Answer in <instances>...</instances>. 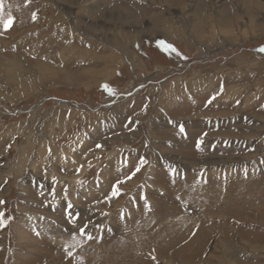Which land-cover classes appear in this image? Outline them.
I'll return each mask as SVG.
<instances>
[{"label":"rangeland","instance_id":"rangeland-1","mask_svg":"<svg viewBox=\"0 0 264 264\" xmlns=\"http://www.w3.org/2000/svg\"><path fill=\"white\" fill-rule=\"evenodd\" d=\"M243 2L2 0L0 264H264V0Z\"/></svg>","mask_w":264,"mask_h":264},{"label":"bare ground","instance_id":"bare-ground-1","mask_svg":"<svg viewBox=\"0 0 264 264\" xmlns=\"http://www.w3.org/2000/svg\"><path fill=\"white\" fill-rule=\"evenodd\" d=\"M66 1H68L69 2V0H66ZM74 2L75 4H78V2H79V0H71V2ZM244 4L247 2V0L245 1V0H241ZM251 2H253V1H251ZM237 3V2H236ZM18 4V3H17ZM204 4V3H203ZM242 4V3H241ZM256 4V3H255ZM61 5V4H60ZM104 8V7H103ZM107 8V7H106ZM105 9V8H104ZM103 9V10H104ZM6 10L7 9H4L3 10V13H2V15H3V17H4V19H5V17H7L8 16V12H6ZM249 10V9H248ZM111 11V10H110ZM250 11V10H249ZM85 12V11H84ZM104 12H106V11H104ZM121 12V11H120ZM129 12H130V10H129ZM202 12V11H201ZM80 13L81 14H83V12L82 11H80ZM111 13V12H110ZM112 14H113V17H114V19H115V16L114 15H118L119 13L118 12H116L115 10L112 12ZM209 14V13H208ZM131 15H133V14H131ZM199 15V14H198ZM211 15V17H212V14H210ZM231 15V14H230ZM76 16V19H78V16L77 15H75ZM81 16V15H80ZM119 16V15H118ZM209 16V15H208ZM228 16H229V14H228ZM100 17H101V15H100ZM109 17V16H108ZM210 17V16H209ZM232 17H234V16H232ZM8 18V17H7ZM6 18V19H7ZM198 18V17H197ZM213 18V17H212ZM74 19V18H73ZM209 19V18H208ZM216 19V18H215ZM12 20H13V18H12ZM117 20V19H116ZM207 20V16H203V17H199L198 19H197V21L195 22V24H194V29H195V31L198 33V32H201L202 31V29H204V27L208 24H206V21ZM218 20V19H217ZM121 21V20H120ZM14 22V21H13ZM117 22V21H116ZM221 22V21H220ZM227 22V19H224L223 21H222V24L221 25H224V23H226ZM15 23V22H14ZM17 24V23H16ZM90 24L91 25H94V23L93 22H90ZM126 25V24H125ZM165 25V24H164ZM225 25H227V24H225ZM17 26H18V24H17ZM230 26V25H229ZM1 27V26H0ZM12 27V26H11ZM261 27H262V25H261ZM169 28V27H168ZM221 28V27H220ZM229 28V27H228ZM18 29V28H17ZM125 29V28H124ZM170 29H171V27H170ZM260 29V28H259ZM263 29V28H262ZM152 30V29H151ZM193 30V29H192ZM264 30V29H263ZM8 31V30H7ZM16 31L17 30H12L11 31V33H15L16 34ZM154 31V30H153ZM173 31V30H172ZM5 32V31H4ZM173 33H174V31H173ZM172 33V34H173ZM5 34H6V32H5ZM169 34V33H168ZM193 34V33H192ZM3 35V34H2ZM11 35H13V34H11ZM165 35V34H164ZM7 37V36H6ZM5 37V38H6ZM1 38V37H0ZM118 40H121L122 39V37H119V38H117ZM33 40V39H32ZM195 40V39H194ZM4 41L5 40H3V39H1L0 40V44H4ZM34 41V40H33ZM32 41V42H33ZM38 41H44V43H42V42H38ZM115 41H116V39H115ZM37 43H39V44H41V47H43L42 48V50H44V51H42L41 50V47L39 48L38 46H39V44H37ZM50 44V45H49ZM61 43H58V42H56V41H53V40H51V41H49V38H45V37H42L41 39L39 38V40H37V42L34 44V47H38V49L40 50V52H41V54H43L44 56H47V55H52V53L54 54V47H56L57 49L55 50V52H58V51H60V52H62V51H65V49H67L68 50V48L69 47H65V48H60L59 47V49H58V45H60ZM67 45L69 44V43H66ZM65 44V45H66ZM6 45V44H5ZM62 46V45H61ZM30 47V46H29ZM49 47V48H48ZM45 48V49H44ZM29 50V49H28ZM31 50V49H30ZM62 50V51H61ZM36 51L38 52V50L36 49ZM73 51V50H72ZM31 53V52H30ZM21 54V53H20ZM37 54V53H36ZM41 54H40V56L39 57H41ZM58 54V53H57ZM69 54V53H68ZM16 55V54H15ZM54 56H55V54H54ZM38 57V56H37ZM48 57V56H47ZM57 57H58V55H57ZM1 58V57H0ZM23 58V57H22ZM56 58V57H55ZM14 59V58H13ZM22 60V59H21ZM20 59H18V58H16L14 61L13 60H11V62H12V64H13V66H14V68L16 69H20L21 67H23L22 65V61H21ZM26 60V59H25ZM9 61V60H8ZM7 61V62H8ZM49 61V60H48ZM11 62H9V64L11 63ZM24 62V61H23ZM42 63H38V65L42 68V67H44L43 65H44V63H43V65H41ZM5 66V65H4ZM29 66V65H28ZM45 66H48V65H45ZM136 67V66H135ZM18 69V70H19ZM145 69V68H144ZM48 71V70H47ZM10 72V71H9ZM13 73V72H12ZM86 73V72H85ZM15 74V73H14ZM43 75V74H42ZM52 75V74H51ZM73 75V74H72ZM69 76V75H68ZM92 77V76H91ZM133 81V80H132ZM218 84V83H217ZM199 92V91H198ZM228 92V91H227ZM181 96H183V97H185V98H188V97H190V95L189 96H186V95H181ZM181 96H177V97H173V96H171V97H168V98H166V99H164L165 100V103L166 102H173L174 100H176L177 98H180ZM229 97H226L225 99H227V101L226 102H228V101H230V102H236V100H237V98H236V96H231L230 97V95H228ZM193 97V96H192ZM193 99V98H192ZM193 101V100H192ZM118 102V101H117ZM214 102H216V100H214ZM212 103L211 102V104H215V103ZM217 105H219V106H221V105H225L224 103L223 104H221V103H216ZM227 104V103H226ZM233 104V103H232ZM158 105H159V103H158ZM177 106V105H176ZM215 106V105H214ZM128 107V106H127ZM220 108V107H219ZM127 110V109H126ZM157 110V109H156ZM106 112V111H105ZM155 112V111H154ZM153 112V113H154ZM163 112H165V111H163ZM162 112V113H163ZM161 113V112H160ZM156 114V113H155ZM195 115V114H194ZM193 115V116H194ZM187 116H189V115H187ZM192 116V117H193ZM199 116V115H198ZM185 117V116H184ZM191 117V116H190ZM197 117V116H196ZM165 118V117H164ZM173 118V117H172ZM188 118V117H187ZM194 118V117H193ZM250 118V117H249ZM158 119V118H157ZM199 119V118H198ZM163 120V119H162ZM202 120H200L199 122H201ZM166 122H167V120H166ZM169 122V121H168ZM195 123H197V121H194ZM160 123H162V122H160ZM184 124H185V122H184ZM122 125V124H121ZM203 130V129H202ZM256 132V131H255ZM185 135H187V134H185ZM157 136V135H156ZM207 136V135H206ZM166 137V136H165ZM225 137V136H224ZM235 137V136H234ZM226 138V137H225ZM229 138V137H228ZM236 138V137H235ZM202 139V138H201ZM226 140V139H225ZM229 140H231V139H229ZM169 141V140H168ZM161 142V141H160ZM211 142H214V138H212L211 139ZM225 143V142H224ZM227 143V142H226ZM157 144V143H156ZM181 144V143H180ZM219 144H221V142H219ZM109 145V144H108ZM127 146V145H126ZM159 146V145H158ZM147 149V148H146ZM24 154V153H23ZM149 154V153H148ZM162 154V153H161ZM119 155V154H118ZM238 158V157H237ZM215 159V158H214ZM129 161H130V159H129ZM142 161V160H141ZM111 162V161H110ZM126 162V161H125ZM194 165H196V164H194ZM173 166V165H172ZM109 167V166H108ZM108 169V168H107ZM111 169V168H110ZM129 171V170H128ZM127 171V172H128ZM111 176V175H110ZM122 179V178H121ZM142 180V179H141ZM132 181H133V179H132ZM105 182V181H104ZM99 185V184H98ZM153 185V184H152ZM154 186V185H153ZM189 188H191L190 186H189ZM199 188V187H198ZM206 188V187H205ZM31 189V188H30ZM29 189V190H30ZM203 189V188H202ZM106 190V189H105ZM109 191V190H108ZM168 191V190H167ZM193 191V190H192ZM196 191V190H195ZM233 191V190H232ZM91 192V191H90ZM199 192V191H198ZM197 192V193H198ZM204 192V191H203ZM206 192V191H205ZM238 192V191H237ZM243 192H244V190H243ZM248 192V191H247ZM235 193V192H234ZM239 193V192H238ZM85 194V193H84ZM198 194H200V193H198ZM210 194H211V192H210ZM210 194H208V195H210ZM230 194V193H229ZM241 194V193H240ZM239 194V195H240ZM143 195V194H142ZM149 195V194H148ZM173 195H174V193H173ZM204 195V194H203ZM226 195V194H225ZM185 196V195H184ZM192 196V195H191ZM235 196V195H234ZM233 196V197H234ZM237 196V195H236ZM183 197V196H182ZM181 197V198H182ZM209 197V196H208ZM232 197V198H233ZM239 197V196H238ZM38 198V197H37ZM144 198V197H143ZM160 198V197H159ZM46 199V198H45ZM189 200V199H188ZM225 200H227V199H225ZM233 200V199H232ZM239 200V199H238ZM129 202V201H128ZM236 202V201H235ZM58 203H60V202H58ZM224 203V202H223ZM232 203V202H231ZM230 203V204H231ZM233 203H234V201H233ZM237 203H242V202H237ZM126 204V203H125ZM145 205H147V204H145ZM173 205V204H172ZM36 206V205H35ZM234 206H235V209H236V205L234 204ZM232 207V206H231ZM140 208V207H139ZM132 209V208H131ZM179 209V208H178ZM234 209V208H233ZM232 209V210H233ZM180 210V209H179ZM123 211V210H122ZM137 211V210H136ZM141 212V211H140ZM167 212V211H166ZM165 212V213H166ZM116 213V212H115ZM131 213V212H130ZM134 213V212H133ZM176 213H177V211H176ZM62 214V213H61ZM96 214V213H95ZM140 214V213H139ZM115 215V214H114ZM164 215V214H163ZM79 216V215H78ZM83 216V215H82ZM167 216V215H166ZM172 216V215H171ZM24 217V216H23ZM117 217V216H116ZM161 217H162V215H161ZM164 217H165V215H164ZM170 216H168V218H169ZM173 217V216H172ZM171 218V217H170ZM22 219V218H21ZM81 219V218H80ZM155 219V218H154ZM165 219V218H164ZM125 220V219H124ZM165 220H167V218L165 219ZM164 220V221H165ZM89 221V220H88ZM170 221H172V218H171V220ZM116 222V221H115ZM120 222V221H119ZM118 222V223H119ZM130 222V221H129ZM169 222V221H168ZM168 222H167V224H168ZM127 223V222H126ZM161 223V222H160ZM166 223V222H165ZM49 224V223H48ZM18 225V224H17ZM115 225V224H114ZM125 225V224H124ZM146 225V224H145ZM147 226H149V225H147ZM151 227V226H150ZM21 228V227H20ZM50 229V228H49ZM52 229V228H51ZM118 229V228H117ZM24 230H26V229H24ZM133 230V229H132ZM170 232L169 233H172L171 231L172 230H169ZM162 232V231H161ZM165 232V231H164ZM54 233V232H53ZM139 233V232H138ZM147 233V232H146ZM146 233H145V235H146ZM154 233H156V232H154ZM163 233V232H162ZM168 233V232H167ZM149 234V233H148ZM147 234V235H148ZM157 234V233H156ZM155 234V235H156ZM164 234H166V233H163V235ZM173 234V233H172ZM10 235V234H9ZM150 235V234H149ZM151 235H153V234H151ZM155 235H153V237H155ZM170 235V234H169ZM156 236H158V235H156ZM170 236H173V235H170ZM150 237V236H149ZM152 237V236H151ZM174 237V236H173ZM156 238V237H155ZM138 239H139V237H138ZM142 239V238H141ZM68 240V239H67ZM174 245V244H173ZM139 246V245H138ZM17 247V246H16ZM127 247V246H126ZM26 258V257H25Z\"/></svg>","mask_w":264,"mask_h":264},{"label":"snow or ice","instance_id":"snow-or-ice-1","mask_svg":"<svg viewBox=\"0 0 264 264\" xmlns=\"http://www.w3.org/2000/svg\"><path fill=\"white\" fill-rule=\"evenodd\" d=\"M3 13V3L2 0H0V15H2ZM33 18L35 19V14H33ZM3 23V27L5 29H8L9 26L12 24L13 20L11 17V14H9L8 19L6 21H0ZM158 47H160L161 49H163L166 52H175L177 55H180L179 51L175 48L174 45L165 42L164 40H160L157 42ZM259 51L264 52V47L260 48ZM107 88V86H105ZM108 91H111L110 88H108ZM180 132L184 133L185 129L183 127V125L180 126ZM197 147H199V143L197 144ZM138 170V169H137ZM114 195L116 194L115 191L113 193ZM0 203H3L2 201H0ZM69 207H71V205H69ZM0 217H3V213H0ZM4 223L3 219H0V225H2ZM87 227V225H84L82 228L79 229V231L83 234L84 233V229ZM91 238V237H89Z\"/></svg>","mask_w":264,"mask_h":264},{"label":"flooded vegetation","instance_id":"flooded-vegetation-1","mask_svg":"<svg viewBox=\"0 0 264 264\" xmlns=\"http://www.w3.org/2000/svg\"><path fill=\"white\" fill-rule=\"evenodd\" d=\"M157 53H158V54L165 55V57H166V56H168V57H169V56H170V57H172V56H173V54H172V53H174V52H166V51H164V50H163V52H162V53H161V52H159V51H157ZM171 54H172V55H171Z\"/></svg>","mask_w":264,"mask_h":264}]
</instances>
